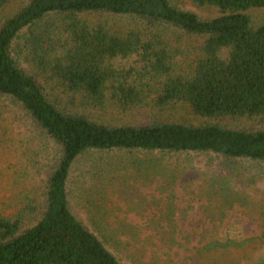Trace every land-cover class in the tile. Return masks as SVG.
Returning a JSON list of instances; mask_svg holds the SVG:
<instances>
[{"label": "trees", "instance_id": "trees-1", "mask_svg": "<svg viewBox=\"0 0 264 264\" xmlns=\"http://www.w3.org/2000/svg\"><path fill=\"white\" fill-rule=\"evenodd\" d=\"M188 1L219 16L172 0H0V99L53 152L43 194L0 217V264H123L72 209L74 172L95 155L213 154L264 168V22L249 15L264 0ZM172 32L201 43L187 69ZM146 107L153 118L125 125L83 110Z\"/></svg>", "mask_w": 264, "mask_h": 264}, {"label": "rangeland", "instance_id": "rangeland-1", "mask_svg": "<svg viewBox=\"0 0 264 264\" xmlns=\"http://www.w3.org/2000/svg\"><path fill=\"white\" fill-rule=\"evenodd\" d=\"M172 1L203 19L219 16L214 8ZM249 15L255 24L264 22V10ZM165 39L174 46L176 64L192 65L199 41L180 40L174 32ZM83 110L114 125L156 114L148 107L130 113ZM37 137L26 114L0 99V217L12 218L45 190L40 164H49L53 152ZM39 149L46 152L43 160L36 157ZM70 199L75 215L123 264H264V168L247 161L231 163L213 154L95 155L74 172ZM229 242L245 245L210 249Z\"/></svg>", "mask_w": 264, "mask_h": 264}]
</instances>
